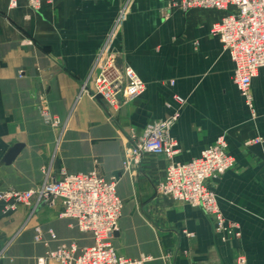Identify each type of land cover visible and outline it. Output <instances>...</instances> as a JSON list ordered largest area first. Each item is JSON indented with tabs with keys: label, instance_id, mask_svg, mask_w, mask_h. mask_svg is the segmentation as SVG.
I'll return each mask as SVG.
<instances>
[{
	"label": "crops",
	"instance_id": "crops-1",
	"mask_svg": "<svg viewBox=\"0 0 264 264\" xmlns=\"http://www.w3.org/2000/svg\"><path fill=\"white\" fill-rule=\"evenodd\" d=\"M169 3L56 0L32 10L26 0L16 7L0 0V163L12 146L22 145L10 165L0 166V190L38 189L63 169L95 171L117 178L123 212L112 244L118 255L142 264H242L240 256L243 264H264V68L251 85L253 115L234 83L229 53L210 33L222 13L169 9ZM112 34L116 68L132 67L145 83V91L119 111L90 94L80 96ZM174 94L185 99L183 106ZM176 110L174 158L146 154L125 171L126 147ZM256 137L263 142L244 145ZM221 138L235 165L207 184L241 231L227 241L204 211L157 191L172 160L190 162ZM61 211L59 200L11 211L0 201V263L57 264L48 253L59 245L74 243L78 252L92 245L74 220L60 218Z\"/></svg>",
	"mask_w": 264,
	"mask_h": 264
},
{
	"label": "built area",
	"instance_id": "built-area-1",
	"mask_svg": "<svg viewBox=\"0 0 264 264\" xmlns=\"http://www.w3.org/2000/svg\"><path fill=\"white\" fill-rule=\"evenodd\" d=\"M32 10H38L44 2L56 0H26ZM12 7L17 0H10ZM169 9L189 11L192 9L216 10L222 13L210 33L217 37L234 63L233 80L249 110L255 115L251 85L260 69L264 68V0H170ZM103 46L90 77L84 82L80 96L90 94L100 98L114 111L145 91V83L132 67L120 72L115 66L111 51V37ZM95 69L97 74L93 77ZM92 83V84H91ZM173 84V82H172ZM181 107L185 99L173 95ZM42 116L57 123L58 120L42 110ZM180 117L179 110L164 120L148 125L131 146L126 147L123 168L129 171L141 163L146 154H165L173 159L178 153V143L171 129ZM262 137L249 139L247 145L261 144ZM235 165V158L228 152V143L219 139L207 147L201 155L187 163L171 161L166 176L157 186V191L174 201L187 203L209 215L215 233L224 241L238 239L241 231L237 223L229 221L222 213L218 197L207 182L221 176ZM61 201L62 219H72L82 233L89 234L93 244L78 252L74 243L61 244L48 255L57 264H142L118 255L112 240L120 228L123 202L117 194V178L105 179L97 172L69 173L61 171L59 179L47 178L38 189L0 190V201L7 210L19 205L32 206L34 202L54 204ZM52 239H56L50 231ZM40 239L39 236L36 238ZM240 263L245 257L240 256Z\"/></svg>",
	"mask_w": 264,
	"mask_h": 264
},
{
	"label": "water",
	"instance_id": "water-1",
	"mask_svg": "<svg viewBox=\"0 0 264 264\" xmlns=\"http://www.w3.org/2000/svg\"><path fill=\"white\" fill-rule=\"evenodd\" d=\"M21 149H22V145L21 144H16V145L12 146L8 150V152L5 155V157L2 159V161L0 163V166H2V165H10L16 159V157L19 155ZM117 234H118V232L115 235H117Z\"/></svg>",
	"mask_w": 264,
	"mask_h": 264
},
{
	"label": "rangeland",
	"instance_id": "rangeland-1",
	"mask_svg": "<svg viewBox=\"0 0 264 264\" xmlns=\"http://www.w3.org/2000/svg\"><path fill=\"white\" fill-rule=\"evenodd\" d=\"M246 109H247V113H248V105H247V104H246ZM247 141H248V140H246V141L244 142V145H245L246 147H248V145L246 144ZM256 145H258V144H256ZM157 186H158V185H157Z\"/></svg>",
	"mask_w": 264,
	"mask_h": 264
}]
</instances>
